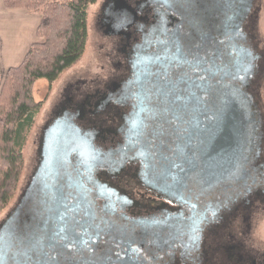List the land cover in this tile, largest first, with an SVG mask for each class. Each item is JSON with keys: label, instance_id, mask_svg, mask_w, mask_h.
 <instances>
[{"label": "flooded vegetation", "instance_id": "1", "mask_svg": "<svg viewBox=\"0 0 264 264\" xmlns=\"http://www.w3.org/2000/svg\"><path fill=\"white\" fill-rule=\"evenodd\" d=\"M224 5L102 2L96 26L107 41L105 75L63 88L40 130L27 182L42 161L45 131L58 125L63 160L53 162L45 183L59 190L60 206L30 224V237L16 243L7 264H264L251 235L264 211L263 115L254 84L264 56L247 29L255 3L242 28L259 56L241 104L248 132L236 171L224 181L213 182L219 175L210 173L205 141L226 109L217 89H242L243 77L234 80L224 67L231 54L214 55L209 45L211 26L222 23L211 11ZM110 7L116 13L108 18ZM259 112L260 147L252 127Z\"/></svg>", "mask_w": 264, "mask_h": 264}, {"label": "water", "instance_id": "2", "mask_svg": "<svg viewBox=\"0 0 264 264\" xmlns=\"http://www.w3.org/2000/svg\"><path fill=\"white\" fill-rule=\"evenodd\" d=\"M255 1L224 0L225 5L221 11H211L212 17L221 16L222 23L219 27L211 26L209 45L214 55L224 53L229 56L231 54L232 59L226 60L224 67L231 72L234 80H237L239 76L243 77L241 90L237 89L236 85H221L217 89L221 93L220 105L226 109L221 110L217 119L212 121L210 139L205 140L210 142V173L212 177L219 175L213 179V182L224 181L235 173L237 159L245 148L249 121L245 118V109L241 107V104L243 106L248 103L246 94L248 81L255 74L259 56L251 50L242 28ZM115 13V10L110 7L106 11V16L110 18ZM238 92L240 96L237 97ZM261 123L259 112L252 120L253 133L258 136L259 147L262 142ZM60 132L58 125L45 131L42 161L18 204L0 225V264H7L8 256L14 251L16 243L30 237L26 229L32 222L41 220L45 214L60 206L59 190L49 188L45 183L46 177L55 172L52 168L53 162L63 158L59 147L62 148L61 143H65L66 140L57 136Z\"/></svg>", "mask_w": 264, "mask_h": 264}, {"label": "trees", "instance_id": "3", "mask_svg": "<svg viewBox=\"0 0 264 264\" xmlns=\"http://www.w3.org/2000/svg\"><path fill=\"white\" fill-rule=\"evenodd\" d=\"M96 2L3 0L5 9L38 14L40 22L35 33L39 42L30 45L18 66L0 76V213L16 193L24 166V148L41 106L34 99L33 87L37 81L46 80L49 94L60 75L83 57L88 10Z\"/></svg>", "mask_w": 264, "mask_h": 264}, {"label": "rangeland", "instance_id": "4", "mask_svg": "<svg viewBox=\"0 0 264 264\" xmlns=\"http://www.w3.org/2000/svg\"><path fill=\"white\" fill-rule=\"evenodd\" d=\"M103 1L104 0H97V2L88 10V39L86 51L80 61L60 75L56 82L52 84L49 94V84L46 80L42 79L37 81L33 87L34 99L36 102L41 103V106L35 117L34 125L24 148V166L16 193L9 206L0 213V225L18 204L19 197L27 187V182L33 172L37 159V142L40 136V130L49 114V110L60 101L63 88L79 78L89 80L94 78L93 75L95 74L101 76L105 75V71H101L100 67L105 65L102 52H104V49L106 48L104 45L107 41L99 34L96 26V16ZM247 29L250 30V33L253 36V46L264 56V0L255 1V12L252 22ZM35 42H39V40L36 38L33 43ZM258 70L259 73L254 84L257 93L256 101L263 115L262 126L264 129V59L259 62ZM251 223V235L254 238V246L256 248L259 247L260 249H264V211L256 214Z\"/></svg>", "mask_w": 264, "mask_h": 264}, {"label": "crops", "instance_id": "5", "mask_svg": "<svg viewBox=\"0 0 264 264\" xmlns=\"http://www.w3.org/2000/svg\"><path fill=\"white\" fill-rule=\"evenodd\" d=\"M40 15L23 9H5L0 0V76L18 66L36 40Z\"/></svg>", "mask_w": 264, "mask_h": 264}]
</instances>
